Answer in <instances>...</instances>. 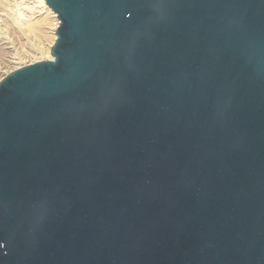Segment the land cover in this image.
<instances>
[{"label":"water","instance_id":"1","mask_svg":"<svg viewBox=\"0 0 264 264\" xmlns=\"http://www.w3.org/2000/svg\"><path fill=\"white\" fill-rule=\"evenodd\" d=\"M53 59L0 81V264H264V0H45Z\"/></svg>","mask_w":264,"mask_h":264},{"label":"rangeland","instance_id":"2","mask_svg":"<svg viewBox=\"0 0 264 264\" xmlns=\"http://www.w3.org/2000/svg\"><path fill=\"white\" fill-rule=\"evenodd\" d=\"M35 9V5L25 0H0V81L14 70L51 56L57 38L54 15L44 10L40 16ZM30 26L40 28L39 32L34 29V33Z\"/></svg>","mask_w":264,"mask_h":264},{"label":"bare ground","instance_id":"3","mask_svg":"<svg viewBox=\"0 0 264 264\" xmlns=\"http://www.w3.org/2000/svg\"><path fill=\"white\" fill-rule=\"evenodd\" d=\"M23 4H24V3H23ZM33 5H34V4H33ZM37 5H38V6L35 5V7H36V9H37V11H36L37 13H36V14H39V15L41 16V14H44V13H45L44 10H48V11H50L51 13L55 14V13L51 10V8H50L46 3H43V2H42V3L37 4ZM31 7H33V6H31ZM36 9H35V10H36ZM23 11H24V10H23ZM43 12H44V13H43ZM28 15H29V14H28ZM34 15H35V14H34ZM35 16H36V15H35ZM37 17H38V16H37ZM44 18L46 19V17H44ZM41 19H42V18H40V20H41ZM25 21H26V20H25ZM33 22H35V20L32 21V23H33ZM42 22H44V19H43ZM33 24H34V23H33ZM37 24L40 25L39 23H37ZM23 25H24V24H23ZM28 25H29V24H28ZM31 25H32V24H31ZM27 27H29V26H27ZM30 27H31V26H30ZM40 27H41V26H40ZM31 28H33V29H31V30H33V32H34V29L37 30L36 27H31ZM45 28H46V27H45ZM45 28H44V29H45ZM53 29H54V28H53ZM53 29H52V30H53ZM27 30H28V29H27ZM31 30H30V31H31ZM39 30H40V28H38L37 31L39 32ZM41 30H43V28H41ZM52 30H51V31H52ZM54 30H55V29H54ZM40 32H41V31H40ZM52 32H53V31H52ZM34 33H35V32H34ZM34 33H33V34H34ZM1 47H2V46H1ZM47 50H48V49H47ZM50 55H51L50 57L48 56V57H46V58H48V59H52V54H50Z\"/></svg>","mask_w":264,"mask_h":264},{"label":"built area","instance_id":"4","mask_svg":"<svg viewBox=\"0 0 264 264\" xmlns=\"http://www.w3.org/2000/svg\"><path fill=\"white\" fill-rule=\"evenodd\" d=\"M25 1H28V2H30V3H32V4H34V5H36V4H40V3H46V1L45 0H25ZM54 15V17H53V25L55 26V31L57 30V28L59 27V25H60V20H59V18H58V16H57V14H53Z\"/></svg>","mask_w":264,"mask_h":264}]
</instances>
